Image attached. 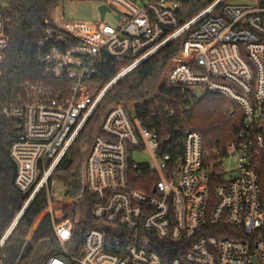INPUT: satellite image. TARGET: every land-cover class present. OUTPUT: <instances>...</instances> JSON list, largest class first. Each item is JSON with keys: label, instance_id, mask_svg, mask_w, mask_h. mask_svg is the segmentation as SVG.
I'll return each mask as SVG.
<instances>
[{"label": "built area", "instance_id": "2783aa9c", "mask_svg": "<svg viewBox=\"0 0 264 264\" xmlns=\"http://www.w3.org/2000/svg\"><path fill=\"white\" fill-rule=\"evenodd\" d=\"M98 2L108 9L96 23L47 21L35 58L48 82L27 84L0 111L16 123L10 156L27 195L0 237V254L45 191L60 243L45 264H264V0H213L182 24L181 0ZM109 13L116 23L106 21ZM6 14L0 6V80ZM177 40L188 61L173 65L167 82L190 97L215 93L240 106L236 137L207 147L196 130L161 136L129 104L111 108L85 158L95 225L74 241L72 221L53 208L57 166L111 88ZM107 58L126 65L101 86L91 78ZM143 153L150 158L135 161Z\"/></svg>", "mask_w": 264, "mask_h": 264}, {"label": "trees", "instance_id": "16d2710c", "mask_svg": "<svg viewBox=\"0 0 264 264\" xmlns=\"http://www.w3.org/2000/svg\"><path fill=\"white\" fill-rule=\"evenodd\" d=\"M64 1L0 0V6L7 4L5 34L9 40L1 66L0 111L23 95L27 84L48 82L36 61L35 46L47 26L45 20H50L51 11ZM181 1L178 17L182 24L213 0ZM180 48L181 40L168 44L120 79L57 166L53 178L63 183L65 197L55 201L53 208L72 221L74 241L80 243L86 230L95 225L91 214L94 196L87 188L85 158L96 136L101 134L102 121L111 108L129 104L135 114L156 128L161 136L177 127L180 131L196 130L207 147L225 146L236 137L242 124L240 106L215 93L190 97L167 82L170 68L188 61L179 55ZM125 65L107 58L99 64L91 81L105 86ZM17 132L14 121L0 116V237L27 199L15 185L16 165L10 156V146ZM46 207V192L40 191L8 239L0 254V264H45L50 256L59 253L60 243L53 231L50 214L34 226Z\"/></svg>", "mask_w": 264, "mask_h": 264}, {"label": "rangeland", "instance_id": "374dc122", "mask_svg": "<svg viewBox=\"0 0 264 264\" xmlns=\"http://www.w3.org/2000/svg\"><path fill=\"white\" fill-rule=\"evenodd\" d=\"M210 2L211 0H203ZM260 0H227L231 4H250L256 5ZM99 2L98 0H66L60 6L51 11L50 20L58 25L67 26L73 23H96L99 20ZM119 17L109 13L106 17L107 22L116 23ZM150 158L148 153L137 154L135 161L141 162ZM225 169L231 170L235 167L234 161L227 160L224 163ZM55 187V198L63 199L65 196V187L62 182L58 181ZM48 213L47 210L43 211L38 219L35 221V227L39 221Z\"/></svg>", "mask_w": 264, "mask_h": 264}, {"label": "water", "instance_id": "95a60500", "mask_svg": "<svg viewBox=\"0 0 264 264\" xmlns=\"http://www.w3.org/2000/svg\"><path fill=\"white\" fill-rule=\"evenodd\" d=\"M3 8H5L6 6H7V4L6 3H2V5H1ZM108 8H107V6H105V5H101L100 7H99V10L101 11V17H103L104 16V12L107 10ZM47 21L48 20H45V22L47 23Z\"/></svg>", "mask_w": 264, "mask_h": 264}, {"label": "snow or ice", "instance_id": "6c2138e0", "mask_svg": "<svg viewBox=\"0 0 264 264\" xmlns=\"http://www.w3.org/2000/svg\"><path fill=\"white\" fill-rule=\"evenodd\" d=\"M65 235H66V233H65Z\"/></svg>", "mask_w": 264, "mask_h": 264}]
</instances>
